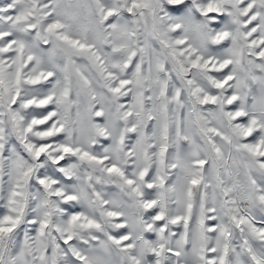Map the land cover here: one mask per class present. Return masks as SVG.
I'll list each match as a JSON object with an SVG mask.
<instances>
[{
    "label": "snow or ice",
    "instance_id": "6c2138e0",
    "mask_svg": "<svg viewBox=\"0 0 264 264\" xmlns=\"http://www.w3.org/2000/svg\"><path fill=\"white\" fill-rule=\"evenodd\" d=\"M0 264H264V0H0Z\"/></svg>",
    "mask_w": 264,
    "mask_h": 264
}]
</instances>
